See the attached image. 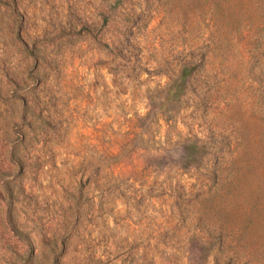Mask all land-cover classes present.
Returning a JSON list of instances; mask_svg holds the SVG:
<instances>
[{
    "label": "rangeland",
    "instance_id": "1",
    "mask_svg": "<svg viewBox=\"0 0 264 264\" xmlns=\"http://www.w3.org/2000/svg\"><path fill=\"white\" fill-rule=\"evenodd\" d=\"M223 1L0 0V264H264V0Z\"/></svg>",
    "mask_w": 264,
    "mask_h": 264
},
{
    "label": "trees",
    "instance_id": "2",
    "mask_svg": "<svg viewBox=\"0 0 264 264\" xmlns=\"http://www.w3.org/2000/svg\"><path fill=\"white\" fill-rule=\"evenodd\" d=\"M176 0V5L185 6L187 10L192 4L201 6H209L212 4L216 7V10L221 11L224 5L223 0ZM214 39V38H212ZM198 70V65L195 63V56L190 54L186 61L176 71V77L172 79L165 96L158 98V100H151L150 111L155 112L156 116H165L171 111H174L173 103L183 99L189 93L191 82L194 77L195 71ZM150 113V112H149ZM183 150L185 151V168L195 165L198 163L196 160L200 156L204 155L205 146L200 141H190L187 143ZM199 164V163H198ZM197 246H192L190 249V260H196L197 262L206 261L211 256H216L215 249L208 247L207 243L202 242L201 246L197 249Z\"/></svg>",
    "mask_w": 264,
    "mask_h": 264
}]
</instances>
